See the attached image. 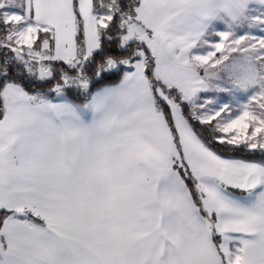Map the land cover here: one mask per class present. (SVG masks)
<instances>
[{"label": "snow or ice", "instance_id": "1", "mask_svg": "<svg viewBox=\"0 0 264 264\" xmlns=\"http://www.w3.org/2000/svg\"><path fill=\"white\" fill-rule=\"evenodd\" d=\"M0 264H264V0H0Z\"/></svg>", "mask_w": 264, "mask_h": 264}]
</instances>
